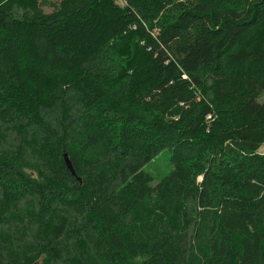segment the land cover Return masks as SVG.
Here are the masks:
<instances>
[{
  "label": "trees",
  "instance_id": "obj_1",
  "mask_svg": "<svg viewBox=\"0 0 264 264\" xmlns=\"http://www.w3.org/2000/svg\"><path fill=\"white\" fill-rule=\"evenodd\" d=\"M48 5L0 0V264H264V0Z\"/></svg>",
  "mask_w": 264,
  "mask_h": 264
},
{
  "label": "rangeland",
  "instance_id": "obj_2",
  "mask_svg": "<svg viewBox=\"0 0 264 264\" xmlns=\"http://www.w3.org/2000/svg\"><path fill=\"white\" fill-rule=\"evenodd\" d=\"M61 0H40L44 4L43 8L46 12H52V8L48 5L50 3H59ZM260 153L264 154V146L260 149ZM169 150L162 151L148 166L145 171L149 172L155 177L156 182L166 177L172 170L169 159ZM155 182V183H156Z\"/></svg>",
  "mask_w": 264,
  "mask_h": 264
},
{
  "label": "water",
  "instance_id": "obj_3",
  "mask_svg": "<svg viewBox=\"0 0 264 264\" xmlns=\"http://www.w3.org/2000/svg\"><path fill=\"white\" fill-rule=\"evenodd\" d=\"M64 161H65V164H66V167L68 168V170L72 173L73 176H76V173H75V171H74V169L72 167V164H71V162L69 160V157H68L67 153L64 154Z\"/></svg>",
  "mask_w": 264,
  "mask_h": 264
},
{
  "label": "bare ground",
  "instance_id": "obj_4",
  "mask_svg": "<svg viewBox=\"0 0 264 264\" xmlns=\"http://www.w3.org/2000/svg\"><path fill=\"white\" fill-rule=\"evenodd\" d=\"M72 167H73V166H72ZM79 180L82 181L80 178H78V181H79ZM80 181H79V182H80Z\"/></svg>",
  "mask_w": 264,
  "mask_h": 264
}]
</instances>
